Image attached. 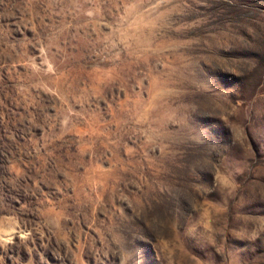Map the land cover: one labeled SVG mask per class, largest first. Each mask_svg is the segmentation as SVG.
Instances as JSON below:
<instances>
[{"label":"rangeland","instance_id":"obj_1","mask_svg":"<svg viewBox=\"0 0 264 264\" xmlns=\"http://www.w3.org/2000/svg\"><path fill=\"white\" fill-rule=\"evenodd\" d=\"M0 264H264V0H0Z\"/></svg>","mask_w":264,"mask_h":264}]
</instances>
